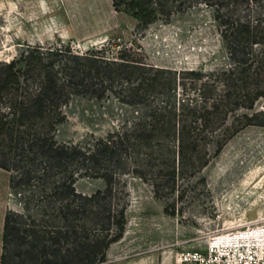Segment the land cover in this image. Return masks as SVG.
<instances>
[{
    "label": "trees",
    "instance_id": "obj_1",
    "mask_svg": "<svg viewBox=\"0 0 264 264\" xmlns=\"http://www.w3.org/2000/svg\"><path fill=\"white\" fill-rule=\"evenodd\" d=\"M249 1L258 0H113L140 33L204 8L229 51L228 68L150 65L136 41L137 52L126 47L112 59V42L86 53L24 44L12 61L0 62V170L19 175V186L38 177L43 193L36 211L6 213L0 264H108L127 225L125 205L112 204L116 178H161L174 191L176 178L200 177L240 132L264 128V108L257 109L264 100L258 26L234 15ZM186 83L192 98L159 103L153 96L176 94ZM110 93L126 94L120 102L148 112L101 138L58 141L74 98L103 101ZM81 180H102L105 190L80 192Z\"/></svg>",
    "mask_w": 264,
    "mask_h": 264
},
{
    "label": "rangeland",
    "instance_id": "obj_2",
    "mask_svg": "<svg viewBox=\"0 0 264 264\" xmlns=\"http://www.w3.org/2000/svg\"><path fill=\"white\" fill-rule=\"evenodd\" d=\"M236 9V8H235ZM167 24L158 22L144 32L136 22L117 13L113 0H0V62L12 61L24 44L62 45L86 53L108 42L109 58H116L136 41L146 63L157 67L211 72L228 68L232 61L215 24L203 8ZM234 15L246 18L258 35L257 54L264 53V0L249 1ZM176 94L158 91L159 103L194 96L189 83ZM162 92V93H161ZM157 94V95H155ZM124 95L109 94L103 101L73 99L60 127V142H87L104 137L124 121L146 114L119 101ZM264 108V100L257 109ZM20 176L0 170V256L4 218L9 210L26 206L37 210L43 195L38 177L22 186ZM112 204L125 205L127 225L123 239L108 254V264H200L216 236L264 225V128L248 127L231 139L198 178H176L174 191L161 178H116ZM102 180H81L77 190L91 194L105 190ZM174 212V215L166 213Z\"/></svg>",
    "mask_w": 264,
    "mask_h": 264
},
{
    "label": "built area",
    "instance_id": "obj_3",
    "mask_svg": "<svg viewBox=\"0 0 264 264\" xmlns=\"http://www.w3.org/2000/svg\"><path fill=\"white\" fill-rule=\"evenodd\" d=\"M255 229L264 228L252 227ZM250 231V228L245 230ZM232 234V233H231ZM228 237V235H227ZM221 240V235L211 238L204 253H196L200 264H264V240ZM223 243L226 246H223Z\"/></svg>",
    "mask_w": 264,
    "mask_h": 264
},
{
    "label": "bare ground",
    "instance_id": "obj_4",
    "mask_svg": "<svg viewBox=\"0 0 264 264\" xmlns=\"http://www.w3.org/2000/svg\"><path fill=\"white\" fill-rule=\"evenodd\" d=\"M227 235L221 236L222 238L221 240H226V237L228 241L235 240V239L264 240V228L255 229V228L250 227L249 232H246L245 230H243V231H236V232H233L232 234H227ZM223 246H226V244L223 243Z\"/></svg>",
    "mask_w": 264,
    "mask_h": 264
}]
</instances>
